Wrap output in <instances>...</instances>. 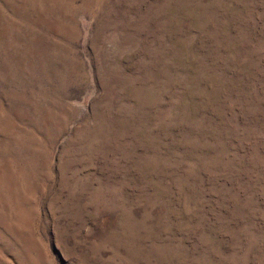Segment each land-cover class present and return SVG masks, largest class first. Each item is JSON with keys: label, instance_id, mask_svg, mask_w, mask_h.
Here are the masks:
<instances>
[{"label": "rangeland", "instance_id": "obj_1", "mask_svg": "<svg viewBox=\"0 0 264 264\" xmlns=\"http://www.w3.org/2000/svg\"><path fill=\"white\" fill-rule=\"evenodd\" d=\"M0 264H264V0H0Z\"/></svg>", "mask_w": 264, "mask_h": 264}]
</instances>
